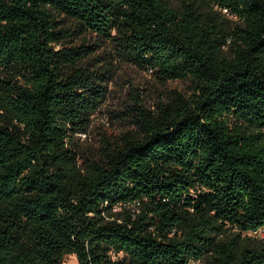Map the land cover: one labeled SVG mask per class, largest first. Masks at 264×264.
Instances as JSON below:
<instances>
[{"label":"trees","instance_id":"16d2710c","mask_svg":"<svg viewBox=\"0 0 264 264\" xmlns=\"http://www.w3.org/2000/svg\"><path fill=\"white\" fill-rule=\"evenodd\" d=\"M174 1L0 0V264H264V0ZM64 22L191 94L80 158L108 69Z\"/></svg>","mask_w":264,"mask_h":264},{"label":"rangeland","instance_id":"374dc122","mask_svg":"<svg viewBox=\"0 0 264 264\" xmlns=\"http://www.w3.org/2000/svg\"><path fill=\"white\" fill-rule=\"evenodd\" d=\"M169 3L172 7H178L174 0H169ZM64 25L70 27L72 35L71 41L62 46L88 45L87 52L92 55L89 56L86 67L90 70L98 68L99 71L108 69L103 78L106 89L104 102L90 116L87 131L73 137L74 147L80 158L92 159L100 152L105 141L117 142L123 134L134 131L131 117L136 105L148 112H154L158 105L173 97V92L183 96L191 94L193 84L190 81H159L149 73L115 61L108 55L110 47L100 38L80 32L69 22H64ZM243 235L263 241L264 229ZM62 264L77 262L73 255H66ZM188 264L204 262L190 261Z\"/></svg>","mask_w":264,"mask_h":264},{"label":"built area","instance_id":"2783aa9c","mask_svg":"<svg viewBox=\"0 0 264 264\" xmlns=\"http://www.w3.org/2000/svg\"><path fill=\"white\" fill-rule=\"evenodd\" d=\"M260 230V229H259ZM258 231V230H257Z\"/></svg>","mask_w":264,"mask_h":264}]
</instances>
